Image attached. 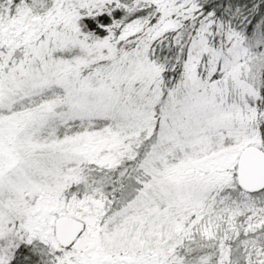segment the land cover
Returning a JSON list of instances; mask_svg holds the SVG:
<instances>
[{
    "label": "snow or ice",
    "instance_id": "obj_1",
    "mask_svg": "<svg viewBox=\"0 0 264 264\" xmlns=\"http://www.w3.org/2000/svg\"><path fill=\"white\" fill-rule=\"evenodd\" d=\"M0 264H264V0H0Z\"/></svg>",
    "mask_w": 264,
    "mask_h": 264
}]
</instances>
